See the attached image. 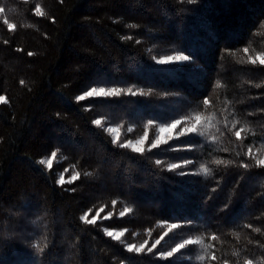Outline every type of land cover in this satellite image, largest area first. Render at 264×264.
Listing matches in <instances>:
<instances>
[{
    "label": "trees",
    "instance_id": "obj_1",
    "mask_svg": "<svg viewBox=\"0 0 264 264\" xmlns=\"http://www.w3.org/2000/svg\"><path fill=\"white\" fill-rule=\"evenodd\" d=\"M0 7V264H264V0ZM176 53L189 60L157 63ZM101 86L138 93L78 99ZM100 117L131 134L143 130L136 118L151 132L170 120L200 125L134 152L94 123ZM53 152L51 168L39 163ZM61 174L71 181L58 183ZM187 239L201 243L160 255Z\"/></svg>",
    "mask_w": 264,
    "mask_h": 264
},
{
    "label": "snow or ice",
    "instance_id": "obj_2",
    "mask_svg": "<svg viewBox=\"0 0 264 264\" xmlns=\"http://www.w3.org/2000/svg\"><path fill=\"white\" fill-rule=\"evenodd\" d=\"M4 11H5L4 7H0V14L4 13ZM35 12H36V14H38V15H42V14H43L39 6L36 7ZM4 23L8 25V28H9L10 30L13 29V28L15 27L14 24H9V22H8L7 19L4 20ZM244 51L247 52V48H245ZM31 54H32V53H29V55H31ZM174 59H175V60L188 61V60H189V56H187V55H184V56H178V57H171V56H169V57L166 58V60H159V61H157V63H161V64H163V63H166V62H168V61H172V60H174ZM250 59H251V58H250ZM260 62H261L262 65H264V58H260ZM251 63L255 64V63H256L255 59H251ZM172 70H173V71H179L180 68H174V69H172ZM121 91H122V89L117 88V87H112V88H110V89H105V88H103V87H100V88L93 87V88H91L90 91H87V92L85 93V95L88 96V97H91V96H117V95L120 94ZM128 91H129L130 94L135 95V93H132L131 88H129ZM85 95H81V96H79L78 99H79V100H84V99H85ZM6 103H8L7 99H6L4 96L0 95V104H6ZM205 103H207V101H205ZM197 119H199V118H197ZM94 123H95L96 125H100L102 122H101V120L97 119V120L94 121ZM179 123H180V121L177 120L175 123L170 124V125L168 126V130H171V129L175 128V127L177 126V124H179ZM108 130H109V131H112V129H108ZM160 131L163 132V131H165V129H164V128H161ZM186 131H189V132H195L196 129H195V127L193 126V127L190 128V129H186ZM241 131H243V129H241L240 131H236V132H235V137H236V139H238V140H239L240 137H241ZM181 135H183V132L181 133ZM165 142H166V141L162 140L160 137H157L156 140H155V142L151 145V148H156L159 144H161V143H165ZM137 143H141V141H138ZM120 147H122V148H129V147H131L132 150H133L134 152H142V151H143L142 148L137 147L136 145H134L132 140H128L126 143L121 144ZM251 152H252V150H251V148H249L247 154H248L249 156H251ZM51 155H52L53 157H55L56 153L53 152ZM39 163H40L41 165H43V164L45 163V161H44V160H40ZM155 163L159 165V164L162 163V161H160V160H156ZM187 163H190V161H185V164H187ZM216 163L219 164V163H222V161L217 160ZM256 163H257V165H259V166H264V160H257ZM48 166H49V168H51V166H52V165H51V162H49V165H48ZM242 166H243L244 168H248V167H249L248 164H243ZM178 167H180V165H179V164H176V163L170 164V165L168 166L169 170L176 169V168H178ZM204 171L207 172V169H204ZM179 174H180V175H187V174H189V173H188V172H181V173H179ZM85 175H90V173H85ZM78 176H79V173H77V176L73 177V179H77ZM58 183H60L61 185H63V183H64V179H63L62 176L59 178ZM113 203H115V202H113ZM127 211H131V209H127V208H126V209H124L120 214H121V215H124V212H127ZM80 219H81L84 223H86V224H95V223H96L95 220H89L88 217H87V215H83V216H81ZM178 226H179V225H177V224H172L170 227H171V228H175V227H178ZM106 234H107V236L112 237V238H114V239H116V240H119L120 237H121L122 235H124L123 232H116V233H113L112 231H107ZM164 235H167V232H165V233H164L163 235H161L158 239H156L155 242H154V245H153V246H155L156 244H159L160 241L164 238ZM212 239H213V240H216L217 237H216L215 235H213V236H212ZM146 243H147V242H145L144 244H141L139 247H137L136 244H128V245H127V251H128V252L141 253V252L144 251L145 246H146ZM200 243H201V241H200L199 239H187V240H184L182 243L177 244L176 247L173 248L171 251H168V252H162V253H160V255L166 259L167 257L173 256L174 253H177V252H179L181 249L185 248L186 245H195V244H200ZM37 247H39V246L37 245ZM40 251L43 252V249L41 248ZM148 251L151 252L152 249H148ZM200 259L203 260V259H204V256H201ZM211 259H212L213 261H215V260H217V256L213 254V255H211ZM223 264H229V262H228L227 260H224V261H223ZM244 264H253V260H252V259H247V260H245Z\"/></svg>",
    "mask_w": 264,
    "mask_h": 264
},
{
    "label": "rangeland",
    "instance_id": "obj_3",
    "mask_svg": "<svg viewBox=\"0 0 264 264\" xmlns=\"http://www.w3.org/2000/svg\"><path fill=\"white\" fill-rule=\"evenodd\" d=\"M169 56L178 57V56H184V55H180L178 53H176V54H168V55H164V56L159 57L157 60L158 61L159 60H166V58L169 57ZM176 62H183V60H175L174 59V60L168 61L166 63H176ZM101 87H103L105 89H110L113 86H101ZM115 87L122 89V91L120 92L119 95H121L123 93L130 94L128 89L123 90V88H121V87H118V86H115ZM96 88H100V87H96ZM131 90H132V93H135V94L138 93L134 89H131ZM83 95H85V93ZM91 97H108V96H91ZM85 98H90V97L85 95ZM139 109H142V108H139ZM97 119L101 120L102 123L100 124V126L105 128V130L112 136V138H113L115 143L121 145V144L126 143L128 140H132L133 144L136 145L137 147L142 148L143 151L154 149V148H151V145L155 142L157 137H160L162 140H164L166 142L159 144L156 148L169 143L174 138L185 137V136H188V135H190L192 133H195L198 130L199 125H200V121L199 120H196V121H194V120L193 121H185V120H179L178 119V121H180V123L177 124V126L175 128H173L171 130H168V126L170 124H172V123H175L177 121V120H170V121H166V122L160 123L159 125H157L156 129L153 132H151L150 129L147 128V120H140L139 118H136L133 121H137L141 125L144 124L143 125V130L141 132H139V133L131 134L130 132L134 131L131 125L122 127V123L113 122L107 117H100V118H97ZM193 126L196 129L195 132L186 131V129H190ZM161 128H164L165 131L161 132L160 131ZM207 128H208V125L202 124L201 129H207ZM108 129H112V131H109ZM182 132H183V135H181ZM138 141H141V143H137ZM129 148L132 149L131 147H129ZM263 160H264V155H263ZM44 161H45L44 165L47 168H49V166H48L49 162H51V165H52L56 161V156L55 157L51 156L50 158L45 159ZM61 176L63 177L64 182L71 181V179H67V178L65 179L64 178V174H61ZM109 217H110V215L108 214L104 218H109ZM99 219H100L99 215H97L94 218H92L91 220H95L96 221V220H99ZM107 231H112L113 233L123 232L125 234L124 230L107 229L106 232ZM123 237H124V235H122L120 237V239H123ZM141 244H144V243H141ZM141 244H138L137 247H139ZM146 246H147V244H146ZM146 246H145V248H146Z\"/></svg>",
    "mask_w": 264,
    "mask_h": 264
}]
</instances>
